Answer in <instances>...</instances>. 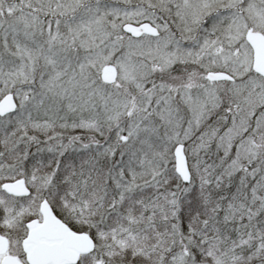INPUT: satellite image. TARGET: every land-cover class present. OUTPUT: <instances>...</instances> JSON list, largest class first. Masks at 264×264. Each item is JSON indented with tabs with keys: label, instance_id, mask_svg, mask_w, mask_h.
Masks as SVG:
<instances>
[{
	"label": "snow or ice",
	"instance_id": "snow-or-ice-1",
	"mask_svg": "<svg viewBox=\"0 0 264 264\" xmlns=\"http://www.w3.org/2000/svg\"><path fill=\"white\" fill-rule=\"evenodd\" d=\"M0 264H264V0H0Z\"/></svg>",
	"mask_w": 264,
	"mask_h": 264
}]
</instances>
